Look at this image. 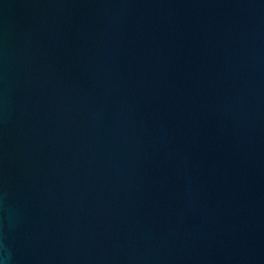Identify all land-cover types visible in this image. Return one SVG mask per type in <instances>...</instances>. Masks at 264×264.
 <instances>
[{
	"label": "water",
	"instance_id": "obj_1",
	"mask_svg": "<svg viewBox=\"0 0 264 264\" xmlns=\"http://www.w3.org/2000/svg\"><path fill=\"white\" fill-rule=\"evenodd\" d=\"M0 264H264V0H0Z\"/></svg>",
	"mask_w": 264,
	"mask_h": 264
}]
</instances>
